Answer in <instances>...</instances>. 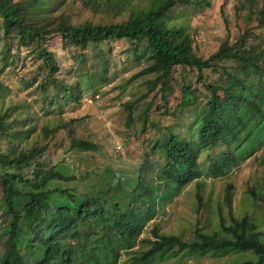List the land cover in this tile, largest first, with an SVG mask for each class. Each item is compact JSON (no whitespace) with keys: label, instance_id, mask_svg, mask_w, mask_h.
Wrapping results in <instances>:
<instances>
[{"label":"trees","instance_id":"obj_1","mask_svg":"<svg viewBox=\"0 0 264 264\" xmlns=\"http://www.w3.org/2000/svg\"><path fill=\"white\" fill-rule=\"evenodd\" d=\"M190 1L148 0L134 6L133 0H85V6L95 12L117 15L129 7L127 20L74 24L65 11H51L56 0H0V75L11 62V48L6 42L15 39L19 46L35 50L41 60L37 71L43 75V90L50 85L58 89L51 103L54 98L57 103L78 100L75 88L58 76L55 53L45 45L49 36L59 33L81 49L113 40H128L136 50L144 45L151 62L134 78L158 72L154 80H148L150 92L157 90L154 100L160 97L170 104L169 92L174 89L171 79L177 67L198 72L197 82L203 83L209 95L201 108L197 142L209 146V151L224 146L221 153L210 158L212 175L224 174L237 159L232 148L253 149V138H264V38L249 31L234 39L227 37L204 59L195 52L187 27L170 19L177 6ZM260 12L262 17L264 6ZM103 69H107L106 59ZM206 69L222 73L217 83L206 82ZM4 90L0 78V94ZM182 92L177 108L198 103L193 85L183 84ZM158 108L161 110V105ZM128 109L132 122V106ZM20 122L8 120L7 112L0 110V141L14 143L12 147L1 143L0 148V210L4 215L0 222V264H118L122 250L136 245L147 223L159 212L160 198L202 175L195 142L170 130L154 146L164 161L158 162L156 170L144 164L134 185L127 179L116 187L93 186L79 191L67 184L76 176L45 157L49 143L30 142L34 128H15ZM56 131L47 126L44 136ZM71 147L96 149L91 141L79 138H73ZM257 196L264 203V192ZM220 216V230H198L191 240L159 233L154 227L151 246L136 258L146 262L171 250L238 249L254 254L238 264H264V233L257 222L247 216H231L225 223L222 212Z\"/></svg>","mask_w":264,"mask_h":264},{"label":"rangeland","instance_id":"obj_2","mask_svg":"<svg viewBox=\"0 0 264 264\" xmlns=\"http://www.w3.org/2000/svg\"><path fill=\"white\" fill-rule=\"evenodd\" d=\"M84 1L56 0L51 11L56 14L65 11L74 24L127 20L129 7L114 15L108 11L95 12L85 6ZM147 2L133 0V5L141 6ZM263 6L264 0H207L201 3L191 0L177 6L170 19L187 27L195 52L206 59L227 37L234 39L249 31L263 39L264 12L262 17L260 12ZM6 44L11 48V62L3 67L0 75L5 86L0 94V110L7 112L10 121L21 120L14 124L15 128H34L30 142L36 139L49 143L45 157L54 164L66 166L68 173L76 176L67 184L79 191L93 186L116 187L127 179H131L134 185L144 164L156 170L158 162L164 161L161 151L154 146L170 130L195 142L201 177L179 187L170 196L160 198L159 212L147 223L136 245L122 250L118 264H238L254 257L250 250L228 249L223 252L171 250L146 262L136 258L151 246L155 238L154 227L159 233L178 234L191 240L198 230H220L221 212L225 223H229L231 216L254 219L264 233V203L257 196L264 192V138H253V149L250 150L243 146L232 148L237 155L235 162L224 174L212 175L210 158L221 153L224 146L209 151V146L197 142L201 108L209 95L203 83L197 82V71L186 67L175 69L171 79L174 89L169 92L170 104H166L160 97L154 100L157 90L150 92L148 80H154L158 72L134 78L151 62L146 46L141 45L136 50L128 40H113L81 49L61 34L54 33L45 45L55 53L59 78L75 88L74 93L79 99L57 103L54 98L51 103L50 99L57 95L58 89L53 85L47 90L41 87L43 75L37 71L41 60L36 51L19 46L15 39ZM105 59L106 71L103 69ZM204 74L206 82L217 83L222 73L206 69ZM183 84L193 85V97L198 103L177 108L182 99ZM62 95L60 93L59 97ZM129 106L133 110L132 122L129 120ZM47 126L57 130L54 135L44 136ZM73 138L87 139L96 145V149L71 147ZM1 143L6 145L0 141V148ZM13 145L7 141L6 146ZM152 176L156 178L153 173ZM3 216L0 210L1 223Z\"/></svg>","mask_w":264,"mask_h":264},{"label":"built area","instance_id":"obj_3","mask_svg":"<svg viewBox=\"0 0 264 264\" xmlns=\"http://www.w3.org/2000/svg\"><path fill=\"white\" fill-rule=\"evenodd\" d=\"M88 101H89V102H93V99H89Z\"/></svg>","mask_w":264,"mask_h":264}]
</instances>
